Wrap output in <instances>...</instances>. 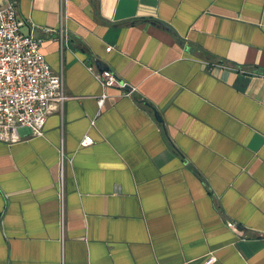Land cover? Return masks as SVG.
<instances>
[{
  "label": "crops",
  "instance_id": "1",
  "mask_svg": "<svg viewBox=\"0 0 264 264\" xmlns=\"http://www.w3.org/2000/svg\"><path fill=\"white\" fill-rule=\"evenodd\" d=\"M10 2L68 99L0 141V264H264V0H65L63 55L62 0Z\"/></svg>",
  "mask_w": 264,
  "mask_h": 264
},
{
  "label": "built area",
  "instance_id": "2",
  "mask_svg": "<svg viewBox=\"0 0 264 264\" xmlns=\"http://www.w3.org/2000/svg\"><path fill=\"white\" fill-rule=\"evenodd\" d=\"M62 0L58 41L63 55L68 47L69 38L66 27V13ZM25 27H29L25 31ZM46 33L54 29L41 28ZM37 26L25 21L18 15L14 2L7 5L0 3V141L15 143L20 140L19 130L29 128L34 136H43L48 116L53 109L64 111L68 95L65 89L64 69L55 72L41 52L44 38L36 35ZM110 50V48H108ZM89 71L101 84L104 92L99 98L100 107H104L108 97L106 89L119 84V80L110 70L99 71L94 65ZM131 91L125 92L126 95ZM95 124V121L93 122ZM94 143L91 136H86L82 146ZM64 151L62 150L60 199L64 212ZM63 214V213H62ZM216 261L210 256L204 264Z\"/></svg>",
  "mask_w": 264,
  "mask_h": 264
},
{
  "label": "water",
  "instance_id": "3",
  "mask_svg": "<svg viewBox=\"0 0 264 264\" xmlns=\"http://www.w3.org/2000/svg\"><path fill=\"white\" fill-rule=\"evenodd\" d=\"M104 70H106V69H103V70H101V71H104Z\"/></svg>",
  "mask_w": 264,
  "mask_h": 264
}]
</instances>
